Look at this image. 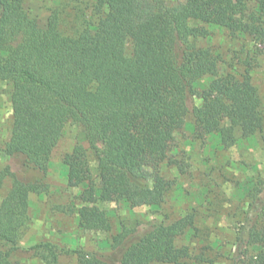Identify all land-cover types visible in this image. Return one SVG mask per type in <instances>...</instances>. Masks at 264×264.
I'll list each match as a JSON object with an SVG mask.
<instances>
[{
	"label": "trees",
	"instance_id": "trees-1",
	"mask_svg": "<svg viewBox=\"0 0 264 264\" xmlns=\"http://www.w3.org/2000/svg\"><path fill=\"white\" fill-rule=\"evenodd\" d=\"M72 2H61L40 26L25 0H0V81L18 89L4 152L22 170L19 175L6 166L0 173L12 179L0 203V244L12 250L29 223V196L48 190L49 159L68 121L82 128L97 168L95 182L81 145L65 157L69 184L85 189L79 225L92 231L109 228L97 203L121 201L133 209L152 202L154 186L164 188L147 169L165 159L187 115L200 135L217 134L226 148L235 143L236 130L251 137L262 128L250 51L234 53L244 68L235 77L219 74V59L198 42L208 37V26L264 43V0H183L190 16L164 0H94L89 15ZM251 6L245 17L243 9ZM66 10L73 14L71 33L61 29ZM204 77L212 80L197 106L195 85ZM262 205L264 198L250 209L234 260L245 256ZM42 247L49 252L46 263L58 264L49 245L33 249ZM186 255L169 228L152 220L122 226L108 253L78 252L77 264H181Z\"/></svg>",
	"mask_w": 264,
	"mask_h": 264
},
{
	"label": "rangeland",
	"instance_id": "rangeland-1",
	"mask_svg": "<svg viewBox=\"0 0 264 264\" xmlns=\"http://www.w3.org/2000/svg\"><path fill=\"white\" fill-rule=\"evenodd\" d=\"M67 0H25V9L40 26H45L50 11ZM94 0H73L72 5L82 7L90 14ZM167 6L182 15H191L183 0H164ZM81 4V5H80ZM83 4V5H82ZM252 6L243 9L251 17ZM72 13V12H71ZM62 13L61 29L71 33L73 14ZM192 25L202 26L192 21ZM208 37L198 45L208 49L219 59V74L238 77L244 68L234 60V53L250 51L253 58L249 69L250 82L260 99L262 128L251 137L235 131V143L222 146L217 134L200 135L191 115L174 137L165 159L147 169L152 180L157 177L164 188L153 187L149 205L131 209L127 203H97L106 212L109 228L92 231L79 225L82 185L72 187L67 179L66 155L81 145L87 151L92 179L97 181V168L93 155L83 140L82 128L68 121L63 135L51 153L48 163V190L29 196V223L17 250L0 244V264H47L48 249H33L36 245H49L58 256V264H77L78 252L108 253L112 238L122 226L158 220L169 228L175 246L185 249L181 264H264V206H259L253 223L252 239L246 254L235 259L237 237L245 224L249 211L257 199L264 198V43L248 35H231L228 31L204 26ZM131 45L127 44L130 53ZM212 78L204 77L195 85L197 97ZM18 91L13 85L0 81V173L6 166L22 174L19 164L4 152L12 129L11 98ZM30 176V175H29ZM12 187L11 177L0 179V203ZM250 213V214H249Z\"/></svg>",
	"mask_w": 264,
	"mask_h": 264
}]
</instances>
